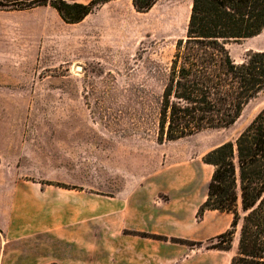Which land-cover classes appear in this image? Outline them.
Instances as JSON below:
<instances>
[{"label": "rangeland", "instance_id": "rangeland-1", "mask_svg": "<svg viewBox=\"0 0 264 264\" xmlns=\"http://www.w3.org/2000/svg\"><path fill=\"white\" fill-rule=\"evenodd\" d=\"M179 1L184 13L189 2ZM11 5L0 0V155L24 177L87 203L85 216L72 212L68 229L83 232L91 249L100 193L147 188L168 201V192L196 184L199 195L214 171L203 157L264 109L259 93L229 128L160 142L161 95L186 31L151 30L147 17L119 7L68 24L52 8ZM229 49L240 63L264 53V31Z\"/></svg>", "mask_w": 264, "mask_h": 264}, {"label": "trees", "instance_id": "trees-1", "mask_svg": "<svg viewBox=\"0 0 264 264\" xmlns=\"http://www.w3.org/2000/svg\"><path fill=\"white\" fill-rule=\"evenodd\" d=\"M12 8L55 9L68 24L83 22L112 0L88 4L65 0H8ZM159 0H133L134 9L148 12ZM264 31V0H193L188 29L179 39L168 69L158 110L160 142L176 141L210 129L231 127L247 104L264 93V53L250 52L240 63L230 45ZM203 162L214 167L207 199L197 212L233 215L231 228L204 242L176 243L231 251V264H264V109L234 141L209 151ZM51 184V183H50ZM135 235L168 240L155 234Z\"/></svg>", "mask_w": 264, "mask_h": 264}, {"label": "crops", "instance_id": "crops-1", "mask_svg": "<svg viewBox=\"0 0 264 264\" xmlns=\"http://www.w3.org/2000/svg\"><path fill=\"white\" fill-rule=\"evenodd\" d=\"M65 1L88 4L92 0ZM176 1L180 2L159 0L148 12L140 13L133 0H112L83 22L119 7L120 13L133 10L147 17L155 24L151 30L183 32L188 29L193 0H188L184 13ZM0 160V264H231L237 251L238 233L231 251L195 248L172 240L206 243L231 228V213L207 210L202 219L197 218L207 199L209 177L199 195L195 184L185 191L168 192V201L159 200V193L147 188L126 194L100 193L97 248L91 249L83 232L68 229L72 212L85 216L86 202H76L62 187L24 177L4 156Z\"/></svg>", "mask_w": 264, "mask_h": 264}]
</instances>
